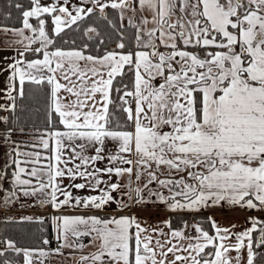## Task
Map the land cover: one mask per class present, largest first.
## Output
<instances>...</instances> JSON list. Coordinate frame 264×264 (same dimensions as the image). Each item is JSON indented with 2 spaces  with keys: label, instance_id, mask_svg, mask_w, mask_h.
<instances>
[{
  "label": "snow or ice",
  "instance_id": "6c2138e0",
  "mask_svg": "<svg viewBox=\"0 0 264 264\" xmlns=\"http://www.w3.org/2000/svg\"><path fill=\"white\" fill-rule=\"evenodd\" d=\"M9 7L19 26L0 24V44L15 51L0 68L9 101L0 111L15 112L31 91L45 127L26 133L0 117L9 149L0 181L12 169L0 191L4 205L23 197L57 214L21 217L42 226L37 246L0 240V264L66 252L74 264H264V218L202 215L264 214V0ZM16 131L30 139L13 140ZM151 206L169 216L152 225L135 214Z\"/></svg>",
  "mask_w": 264,
  "mask_h": 264
},
{
  "label": "trees",
  "instance_id": "16d2710c",
  "mask_svg": "<svg viewBox=\"0 0 264 264\" xmlns=\"http://www.w3.org/2000/svg\"><path fill=\"white\" fill-rule=\"evenodd\" d=\"M14 2H21L27 5L28 0H0V23L1 24H10L18 25L16 20V10L10 8L9 5ZM11 11L13 16L10 20H5L4 16ZM71 36V34H70ZM75 38L79 39L77 35ZM29 86L26 85V90ZM0 117H8L11 127H24L25 132L29 133L34 128L43 129L45 127L44 123V105L43 100L37 102L31 91H27V97L23 101H17V108L15 112L0 111ZM2 122H0V135L4 133L6 127ZM12 139L17 142L28 141L30 139L29 135H21L19 131H16L12 135ZM5 167L3 168V170ZM12 169H7L8 175L3 181H0V184L3 187L8 186V177L11 174ZM203 216H208L207 213H203ZM169 216V215H168ZM23 216H14V217H1L0 216V240L3 239H13L17 242L19 247H35L37 246L36 238L41 235L40 229L41 225L37 223L29 222H19L20 218ZM186 219H191V217H185ZM43 227L47 229L46 234L49 238L52 237L51 225L46 224ZM21 261H18L20 264Z\"/></svg>",
  "mask_w": 264,
  "mask_h": 264
},
{
  "label": "crops",
  "instance_id": "0c3cea01",
  "mask_svg": "<svg viewBox=\"0 0 264 264\" xmlns=\"http://www.w3.org/2000/svg\"><path fill=\"white\" fill-rule=\"evenodd\" d=\"M15 55V51L12 48H8L2 44H0V68L6 67L7 63L10 61H6L5 57H10ZM8 73L0 72V89H3L6 85V78ZM9 101L0 94V105H7ZM8 145L4 144L2 140H0V170H3L6 163L8 162V158L6 153L8 152ZM8 186L3 187L4 189L10 190L11 189V174L8 177ZM67 183V181H66ZM154 187V186H153ZM4 191H0V216L1 217H14V216H32L34 218L38 217H49L51 215L57 214L54 213L53 210L49 207L41 208L37 206H29L33 204V201L26 200L25 198L21 197V199L10 205H4L3 199L5 196ZM112 209H115V205L112 206ZM61 211L65 212L66 214H85L88 210L85 209H62ZM112 211L111 209L109 212ZM135 214L139 217L145 218L149 224L155 225L159 221L164 220L168 217L169 213L163 208H157L156 206H151L146 209H135ZM207 215L214 216L221 224L227 225L229 223H236V224H244L246 217L250 216V212L246 211H239L236 212H224L220 210H211L206 211ZM98 214V213H97ZM103 215L104 213H99ZM123 214V213H119ZM253 214V212H252ZM241 229H237L239 231ZM52 236L54 233L52 232ZM87 243V240L85 241ZM66 257H55L52 260L46 262V264H74V260L71 256L68 255L66 252ZM22 264V263H21Z\"/></svg>",
  "mask_w": 264,
  "mask_h": 264
},
{
  "label": "rangeland",
  "instance_id": "374dc122",
  "mask_svg": "<svg viewBox=\"0 0 264 264\" xmlns=\"http://www.w3.org/2000/svg\"><path fill=\"white\" fill-rule=\"evenodd\" d=\"M72 2L73 3H76V2H78V0H72ZM1 24V23H0ZM9 26H13V25H10V24H8ZM15 26H19V25H15ZM101 167H103V165H101ZM116 178L115 177H113V180H115ZM65 183H66V181H65ZM6 194V193H5ZM77 194H80V195H84L85 193H83V192H78ZM112 210V209H111ZM111 212L112 211H110L109 213H104L103 215H105V214H111ZM249 213V212H248ZM99 214V213H98ZM250 214L251 215H260L261 216V218H264V214H260V213H256V212H253V214H252V212H250ZM22 263V261L20 262V264Z\"/></svg>",
  "mask_w": 264,
  "mask_h": 264
},
{
  "label": "built area",
  "instance_id": "2783aa9c",
  "mask_svg": "<svg viewBox=\"0 0 264 264\" xmlns=\"http://www.w3.org/2000/svg\"><path fill=\"white\" fill-rule=\"evenodd\" d=\"M52 238V237H51ZM57 245H56V241L53 239V241H52V244L50 245V247H52V248H55ZM3 247V245L2 244H0V248H2Z\"/></svg>",
  "mask_w": 264,
  "mask_h": 264
}]
</instances>
